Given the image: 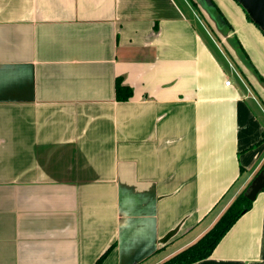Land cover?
Wrapping results in <instances>:
<instances>
[{"label":"crops","instance_id":"1","mask_svg":"<svg viewBox=\"0 0 264 264\" xmlns=\"http://www.w3.org/2000/svg\"><path fill=\"white\" fill-rule=\"evenodd\" d=\"M263 166L235 0H0V264H163ZM195 264H264V192Z\"/></svg>","mask_w":264,"mask_h":264},{"label":"trees","instance_id":"2","mask_svg":"<svg viewBox=\"0 0 264 264\" xmlns=\"http://www.w3.org/2000/svg\"><path fill=\"white\" fill-rule=\"evenodd\" d=\"M235 1L239 4L237 0ZM194 5L196 6V8H198L196 4ZM216 9L220 13V15H222L217 6H216ZM246 15L248 19L252 23H254L247 13ZM262 33L264 34V31H262ZM132 94H133V91L130 88L123 86L121 83L118 84L117 99L119 101L121 102L128 101L131 98ZM263 169H264V166L262 167L260 172ZM251 183L249 184V186L251 185ZM249 186L240 195H238L235 198V200L228 207V209L225 211V213L222 215L219 221L214 225V227L205 236H203L195 244H193L192 246L182 251L181 253L177 254L176 256H174L173 258H171L170 260L166 261L163 264H195L197 262H200L202 260L209 258L214 252V250L217 248L218 244L223 240L226 234L231 230V228L253 207L254 202L250 201L246 197V193H247Z\"/></svg>","mask_w":264,"mask_h":264},{"label":"water","instance_id":"3","mask_svg":"<svg viewBox=\"0 0 264 264\" xmlns=\"http://www.w3.org/2000/svg\"><path fill=\"white\" fill-rule=\"evenodd\" d=\"M211 3V0H207ZM246 13L262 31H264V0H237ZM264 190V169L254 178L249 186L246 197L255 202Z\"/></svg>","mask_w":264,"mask_h":264},{"label":"built area","instance_id":"4","mask_svg":"<svg viewBox=\"0 0 264 264\" xmlns=\"http://www.w3.org/2000/svg\"><path fill=\"white\" fill-rule=\"evenodd\" d=\"M226 85H227V86H230V85H231V81H228V82L226 83Z\"/></svg>","mask_w":264,"mask_h":264},{"label":"rangeland","instance_id":"5","mask_svg":"<svg viewBox=\"0 0 264 264\" xmlns=\"http://www.w3.org/2000/svg\"><path fill=\"white\" fill-rule=\"evenodd\" d=\"M197 5V4H196ZM257 27V26H256ZM258 28V27H257ZM259 29V28H258ZM234 79V78H233ZM235 80H237L236 78H235Z\"/></svg>","mask_w":264,"mask_h":264}]
</instances>
